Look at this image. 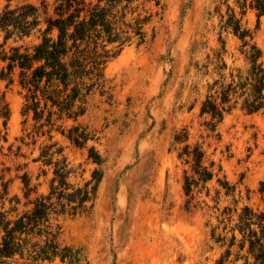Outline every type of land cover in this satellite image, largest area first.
Masks as SVG:
<instances>
[{"label":"rangeland","instance_id":"obj_1","mask_svg":"<svg viewBox=\"0 0 264 264\" xmlns=\"http://www.w3.org/2000/svg\"><path fill=\"white\" fill-rule=\"evenodd\" d=\"M44 1L52 10L56 0H0V14L7 5ZM252 1L246 10L239 0H163V9L148 5L159 15L146 27V42L127 47L107 64L104 87L87 97L77 120L55 115L49 125L45 113L37 122L33 113L24 115L26 92L18 76L10 86L0 82V111L8 107L11 113L7 131L0 120V193L7 189L8 199L20 198L19 212L31 208L24 206V179L31 200L48 195L60 162H66L67 183L76 187L96 188L95 172L100 174L86 212L51 217L59 243L81 252L75 264H217L224 250L212 235L222 212L230 208L237 217L245 206L264 212L259 191L264 110L249 115L238 106L215 132L211 117L201 116L203 102L217 90L212 88L220 79L222 41L230 69H248L245 52L252 45L264 51V14L250 8ZM231 14L250 32L247 47L227 28ZM38 42L33 36L24 44ZM75 127L88 134L83 146L68 137ZM177 138L187 141L179 144ZM186 144L203 148L206 166L222 168L234 195L223 192L217 200L214 179L210 197L206 190L194 192L188 203V166L179 158ZM96 154L101 165L90 157ZM10 208L8 201L0 204V211Z\"/></svg>","mask_w":264,"mask_h":264},{"label":"trees","instance_id":"obj_2","mask_svg":"<svg viewBox=\"0 0 264 264\" xmlns=\"http://www.w3.org/2000/svg\"><path fill=\"white\" fill-rule=\"evenodd\" d=\"M239 1L246 10L248 0ZM148 5L163 9V0H56L52 10L45 1L39 5H7L0 14V82L10 86L18 76L26 92L24 115L33 113L37 122L45 113L49 125H54L55 115L58 120H77L86 111L87 97L104 87L107 64L127 47L146 42V27L154 15H159V11L149 12ZM250 8L263 15L264 0H253ZM227 28L245 42L244 47L249 45L250 32L242 29L235 14L230 15ZM33 36L39 42L26 46L24 43ZM222 44L217 54L220 65L216 67L220 79L212 88L217 90L207 96L201 108V116L215 122L213 132L238 106L249 115L264 110V51L252 45L245 52L248 69H230L225 61L227 45L225 41ZM10 118L8 107L0 111L5 131ZM1 134L0 128V137ZM68 137L77 146L88 141V134L79 127L73 128ZM2 138L7 141V132ZM185 141L176 139L179 144ZM46 155L49 154L43 152L42 156ZM90 157L94 163L102 164L98 154ZM179 158L188 166L184 176L188 203L194 199V192L201 195L206 190L210 197L209 184L214 179L218 184L217 200L223 192L234 195L235 187L222 175V168L217 171L215 164L205 165L206 154L201 146L186 144ZM68 174L66 162L57 164L50 193L34 200L30 199L29 180L24 179V206L31 208L22 212L18 211L20 198L8 199L7 189L0 193V204L4 207L8 201L11 206L0 211V264H44L57 259L63 264L80 263L79 250L59 243V232L54 230L51 217L86 212L100 174L95 172L97 185L92 190L89 184L84 188L68 184ZM259 191L264 201V182ZM234 213L226 208L213 229V239L224 250L217 264H264V212L245 206L237 217Z\"/></svg>","mask_w":264,"mask_h":264}]
</instances>
